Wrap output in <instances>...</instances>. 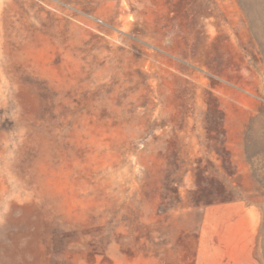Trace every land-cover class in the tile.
<instances>
[{
	"label": "rangeland",
	"instance_id": "374dc122",
	"mask_svg": "<svg viewBox=\"0 0 264 264\" xmlns=\"http://www.w3.org/2000/svg\"><path fill=\"white\" fill-rule=\"evenodd\" d=\"M239 1L0 0V264H264Z\"/></svg>",
	"mask_w": 264,
	"mask_h": 264
},
{
	"label": "trees",
	"instance_id": "16d2710c",
	"mask_svg": "<svg viewBox=\"0 0 264 264\" xmlns=\"http://www.w3.org/2000/svg\"><path fill=\"white\" fill-rule=\"evenodd\" d=\"M238 2L240 3V1L238 0ZM241 4H243L242 2H241ZM241 6V5H240ZM243 6V5H242ZM243 9H242V11H243V13L244 14H246V12H245V8H244V6L242 7ZM253 36H254V38H255V41H256V43H257V45H258V48H260L259 46H260V43L258 42V40L256 39V37H255V35L253 34ZM244 152H245V149H244Z\"/></svg>",
	"mask_w": 264,
	"mask_h": 264
}]
</instances>
